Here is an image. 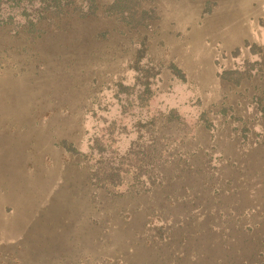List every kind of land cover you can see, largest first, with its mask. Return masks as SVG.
Returning <instances> with one entry per match:
<instances>
[{"label":"rangeland","instance_id":"1","mask_svg":"<svg viewBox=\"0 0 264 264\" xmlns=\"http://www.w3.org/2000/svg\"><path fill=\"white\" fill-rule=\"evenodd\" d=\"M152 5L158 19L150 27L125 35L113 31L106 42L93 47L94 74L77 91L73 88L70 96L76 93L75 98L65 96V101L49 93L51 78L40 69L43 59L36 57L44 47H22L23 42L0 34V264H212L211 252L206 253L210 240L202 238L203 231L184 232L182 222L157 249H143L137 227L147 223L151 233L158 232L167 219L173 217V223L181 215L172 209L163 212L148 197L122 196L130 176L123 175L122 183L108 190L89 181L99 153L104 158L111 150L121 154L135 140L133 124L140 117L157 118L169 109L176 110L186 125L158 131L162 142L170 143L169 154L181 156L197 143L206 150L215 144L209 151L210 172L217 176L208 185L237 186L232 199L220 195L206 204H236L229 220L233 224L248 208L257 212L250 222L262 221L257 217L264 211V121L255 115L253 96L264 91V74L238 86L218 75L260 61L250 48L264 46V0H156ZM136 58L148 68L144 75L151 82L150 97L138 106L133 103L135 91L128 107L126 96H116L115 84H135ZM171 63L183 78L172 79L167 69ZM202 111L217 123L215 142H208L209 133L194 130ZM241 125L252 139L246 142L249 147L243 145L244 157L238 154V139L229 135ZM101 138L106 150L98 152L94 139ZM236 231L230 236L245 253L264 249V225L250 233L252 241ZM180 256L185 257L176 263Z\"/></svg>","mask_w":264,"mask_h":264},{"label":"trees","instance_id":"2","mask_svg":"<svg viewBox=\"0 0 264 264\" xmlns=\"http://www.w3.org/2000/svg\"><path fill=\"white\" fill-rule=\"evenodd\" d=\"M155 2L156 0H0V34L6 37L9 35L13 41L23 42L22 47L28 44L44 47V51L37 53L36 57L43 59L40 69L43 74L51 78L49 93L55 92L65 101V96L67 100L71 97L75 98L76 93L70 96L71 93L77 91L79 84L82 85L86 78L94 74L90 64V60L96 55L93 47L106 42L108 35L113 31L125 35L150 27L158 19L157 9L152 5ZM104 22L113 25L112 28L100 29L98 25ZM250 51L257 54L260 61L246 62L242 69L223 71L218 78L238 86L259 73L263 75L264 46L253 45ZM46 58L50 59L51 64L53 63L52 67H48ZM132 69L136 73L135 84L125 86L121 82L116 83V96H126L125 103L130 107L132 102H129V99L136 91L133 103L136 102L138 106L146 105L151 89V82L148 81V76L144 75L148 68L146 65L141 66L139 59L136 58ZM167 69L174 81L184 77L172 63ZM55 82L56 84L52 86ZM263 94L264 91L254 95L253 101H255V115H260L259 118L264 121ZM184 122L185 120L174 109L160 112L157 118L155 115L140 117L133 124L136 138L130 142L124 152L119 154L116 150H111L106 158L99 153L100 158L90 167L91 185L108 190L107 188L118 187L123 181V175L130 176L127 193L122 196L132 194L136 197H148L158 208L164 210L163 212L166 210L170 212L172 209L179 217L181 215L173 223H170L173 217L167 219L158 228V232L151 233L152 230L146 226L147 223L137 227L136 232L142 236V247L144 250L148 249L147 252L157 249L170 237L176 224L182 222L186 224L184 232L196 235L203 231L202 238L210 240L206 244V249L210 251L206 253L211 252L212 264H264V249L253 248L245 253L240 248V243L238 244V241H234L230 236V232L235 233L238 230L245 233L248 236L245 237L252 241L249 237L250 233L256 232L264 225V211L258 213L257 217L262 221L252 223L249 219L257 212L248 208L238 216V222L233 224L229 220L233 218L231 211L235 212L237 209L236 204L228 203L225 208L218 205L209 207L206 204L211 197L220 199L221 195L232 199L236 195L234 189L237 186L208 185V181L217 176L216 172H210L212 167L209 151L216 148L215 144L206 150L197 143L193 149L187 150L180 156V153L170 155V150L167 148L170 143L162 142L163 137L160 134L162 130L168 131L171 127L183 128L186 126ZM223 122L228 123L224 118ZM235 129L236 132L228 129L230 139H238L239 147H237L240 151L238 154L244 157L246 149L243 145L249 147L248 143L252 139L250 140L245 134L248 131L245 125ZM194 130L209 133V143L218 139L217 123L211 121L205 111L199 113L194 123ZM94 140L99 146L98 149L96 148L98 152L106 150L100 142L102 138ZM65 143L62 144L64 148ZM255 143L260 141L256 140ZM261 143H264V140ZM232 147H236V144ZM73 151L76 153V150ZM222 156L224 157V154ZM232 157L229 155L227 159ZM235 162L233 161L231 166H236ZM191 182L196 186H187L186 183ZM218 183L219 180L216 181V184ZM201 192L204 193L201 195L203 201L199 200ZM129 218L128 216L125 221ZM192 227L201 230H191ZM253 239L255 245L260 246L261 242ZM156 242L158 243L155 244ZM179 244L183 243L178 242L177 245ZM216 256H220L219 261ZM184 257L176 258V263L182 261Z\"/></svg>","mask_w":264,"mask_h":264}]
</instances>
